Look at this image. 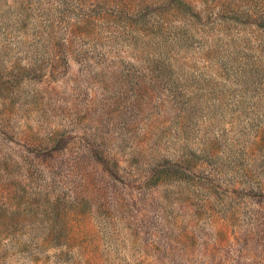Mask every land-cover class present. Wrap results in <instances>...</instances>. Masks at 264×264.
Returning <instances> with one entry per match:
<instances>
[{"label":"rangeland","instance_id":"1","mask_svg":"<svg viewBox=\"0 0 264 264\" xmlns=\"http://www.w3.org/2000/svg\"><path fill=\"white\" fill-rule=\"evenodd\" d=\"M163 1L0 0V264H264V0Z\"/></svg>","mask_w":264,"mask_h":264},{"label":"trees","instance_id":"2","mask_svg":"<svg viewBox=\"0 0 264 264\" xmlns=\"http://www.w3.org/2000/svg\"><path fill=\"white\" fill-rule=\"evenodd\" d=\"M163 2L166 3V6L169 8H174L176 10L183 11L184 13H187L188 15H191V16L195 15L189 9L188 4L184 0H164Z\"/></svg>","mask_w":264,"mask_h":264}]
</instances>
